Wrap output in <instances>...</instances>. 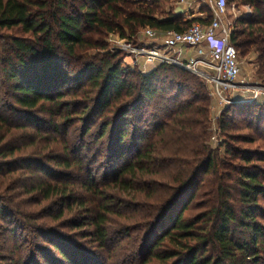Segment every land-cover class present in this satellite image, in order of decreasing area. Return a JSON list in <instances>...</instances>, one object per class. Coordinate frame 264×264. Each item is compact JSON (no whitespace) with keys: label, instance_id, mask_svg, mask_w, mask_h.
<instances>
[{"label":"trees","instance_id":"1","mask_svg":"<svg viewBox=\"0 0 264 264\" xmlns=\"http://www.w3.org/2000/svg\"><path fill=\"white\" fill-rule=\"evenodd\" d=\"M162 1L145 5L142 0H73L72 4L68 0H0V30L21 29L29 34L10 37V54L0 58V84L9 83L11 92V100L0 96L1 141L7 140L12 129H26V124L18 122L21 117L39 125L53 124L50 118H34L33 112L54 115L53 106L63 105L60 101L70 90L59 85L72 84L89 94L82 139L91 133L96 142L108 143L91 155L104 162L101 178H96L86 161L92 147L84 142L77 145L67 132L65 153L52 159L57 168L40 161L27 163L31 176L52 177L39 180L32 190L45 200L62 198L57 218L73 203L82 211L72 225L86 229L82 233L92 249L41 227L50 248L40 243V261L36 254L29 261L9 258V263L263 264L264 224L258 217L264 216V166L259 164L264 150L227 147V158L220 157L219 149L209 143L212 98L195 74L169 64L143 73L123 67L117 53L85 55L89 50L107 49L109 33L133 39L146 27L183 32L195 23L211 21L209 9L206 19H187L174 12L159 18L156 13ZM241 2L252 6L253 12L236 20L231 41L239 55L240 50L254 49L264 68V0ZM58 49L67 60L58 55ZM231 109L219 122L223 131L238 120L249 121L257 130L264 123V105L240 104ZM109 111L113 114L106 117ZM96 113L103 119L95 130L89 120ZM53 125L55 130L61 126ZM1 147L0 159L17 149ZM233 159L239 163L233 164ZM11 167L2 160L0 177L14 171ZM67 171L79 174L74 185L79 183L84 194L68 193L72 184L56 180ZM1 212L22 215L4 206ZM23 220L17 221L26 225ZM2 259L6 256L0 251Z\"/></svg>","mask_w":264,"mask_h":264},{"label":"rangeland","instance_id":"2","mask_svg":"<svg viewBox=\"0 0 264 264\" xmlns=\"http://www.w3.org/2000/svg\"><path fill=\"white\" fill-rule=\"evenodd\" d=\"M200 1V4L195 6L193 10H189V13L192 14L197 10H202L205 11L204 15L208 16V5L204 2V0ZM68 2L69 4L74 3L73 0H68ZM152 3L144 2L145 5H151ZM160 3V10L156 13L159 18L165 17L170 12L183 13L182 10L185 9V6L180 5L178 3V0H164ZM231 3H233L235 6V13L237 14V16L240 15L239 18L246 16L245 14L247 13L251 15L253 12V7L249 4L242 3L241 0H233L231 1ZM183 14L187 19L196 17L194 16L189 18L188 15H186L185 13ZM140 32L141 30L137 34L140 42L146 44H150L153 42L152 39L147 38ZM158 32L160 39L163 37V35L160 31ZM0 34V58L9 56L10 53L7 50L9 44L8 42L11 41V38L13 36L17 35L20 37H27L29 35L25 34L21 29H4L0 30ZM111 34L115 33H109L105 37L107 49L103 51L97 49L89 50L85 53V55L87 57H96V55L100 52H110L112 54L117 53L121 55L120 58L123 67H129L132 70H138L143 73L150 72V70L142 71L138 66L130 64L131 59L127 58L124 53L114 51L112 43L110 42ZM58 55L61 58H64L66 60L68 59L67 55L61 49L58 51ZM240 61L242 63V73L240 79L254 85L258 84L260 86H264V68L262 65L263 59H261L258 53H256L254 49L246 53H242L240 50ZM141 62L143 63L144 59H141ZM198 77L206 84L212 98L210 102L211 134L209 143L213 148L219 149L220 157L222 159L227 158V147H233L242 150H264V123L259 130H257L255 127H250L247 124L249 121L245 120L235 121L237 123L232 122L230 125H228L226 131H223L219 126L220 120H222L223 117H226L224 113L226 112V110H230L232 106L240 104H254L248 102L232 103V97L233 99H240L246 95L248 96L249 94L239 90H226L223 93V96L226 100L221 101L219 96L213 95L211 93V86L208 84V82L205 79H202L200 76ZM59 86L61 90H67L68 88L70 90L60 101L62 103L64 102L63 105L60 104L58 106H53V104L46 103V106L48 108H52L53 106V112L55 114L51 115L47 112H33L35 116L34 118H44L47 120L50 118L53 119V124H60L61 126L60 128H58V130H55L53 124L42 123L41 125H39L35 124L34 122L30 123L27 121V119L26 121H23V118L21 117L18 122L26 124V129H12L7 137V140L1 141V135L4 132V128H0V147L3 145L1 148H17L14 152V155L10 154L9 157L0 159V162H2L3 160V162L11 163V170L14 169V171L7 173L4 177H0V186L2 187L0 188V196L1 198H3L0 206H4L7 209L9 207L14 208L16 212L20 211V213H22V215L18 214L16 216H13L11 213H0V251L3 256H6V259L0 260V264H11L9 263V258H22L23 260L29 261V259L36 254L37 261H40V257L42 255V253L38 249L40 243L42 244L40 246H46L48 249L50 248L48 241L44 239L43 234H41L40 232L41 229L39 228L41 227H43L44 229H55L61 232V234L64 236L63 238H70L73 241L81 244L85 248L92 249V245L89 239L85 238L82 233V231L86 229H79L76 227L74 228V225H72L75 220L80 219V212L82 211L79 210L78 206L73 203L72 209L66 208L64 211V215L61 218H57L56 216L62 208V198L55 196L52 199L45 200L42 199L43 195L41 193L32 190L34 184L38 183L39 180H51L52 177L50 175L42 176L41 173H39V178L38 176H31L30 172H28L31 171L30 168L27 167V163L29 162V160H33V162L40 161L47 164L48 166L57 168L53 165L54 161H52V159L56 157V155L65 153L63 138L66 137L65 132H67V138L75 140V143L77 145H80L81 142H84L89 147H92V151H86V154L84 150L83 154L87 155L86 161L89 162V165L93 169V172H95L94 174L96 178L102 177L103 169L101 166L104 164V162L102 161V158L96 160L92 158L91 155L93 153H96L95 150L98 151V149L102 148L104 145L106 146L107 141H105V144H103V142H96L95 137H92L91 133L85 136L84 139H82V131L85 126V122H87H83L82 118H87L86 116H88V114L85 113L83 109L85 106V102H87L86 98H88L86 96H88L89 94L84 92V90H76V88H74L72 84H67V86L63 87L60 84ZM0 87H2V89L0 88L1 98H3L5 101L11 100V92L8 91V89L10 88V84H6L7 89L6 87L1 86V84ZM90 95L91 96L89 97L93 96V94ZM77 102H80L81 104H76ZM67 103L70 104V106L67 107L64 105ZM113 111H109L105 116H112ZM230 111L231 113H229V115L232 114L233 110L231 109ZM102 119L103 118H100L99 114L96 113L95 115H92L89 123L90 125L92 124V128L96 130L101 124ZM250 122V125L254 126L255 122ZM14 124H16V122H13V125ZM237 136H248L249 138L253 137L255 141H240L238 140L239 137ZM70 153L73 155L72 151H70ZM237 163H239V161L233 159V164ZM259 164L264 166V161ZM78 175L79 174L76 171H67L66 175H59L56 180H60L62 182L67 181L72 184V186H70L69 188L72 191H69L68 193L74 194L75 192H78L79 194H84V191L79 188V183H77V185H74L79 181ZM80 175L84 176L83 174ZM261 201L264 206V200ZM71 202L73 201L70 200V203ZM33 217H35V219ZM23 219L25 220L26 225H24V222L17 221ZM29 219L30 221H28ZM114 219L117 218L114 217ZM10 220H13V224L10 223ZM258 220H260L264 224V216L258 217ZM129 223L133 224L131 223V221ZM262 259L264 264L263 255Z\"/></svg>","mask_w":264,"mask_h":264},{"label":"built area","instance_id":"3","mask_svg":"<svg viewBox=\"0 0 264 264\" xmlns=\"http://www.w3.org/2000/svg\"><path fill=\"white\" fill-rule=\"evenodd\" d=\"M152 3L154 0H142ZM200 0H178L185 6L183 13L190 17L189 10L200 4ZM211 11L209 23L198 22L190 29L180 31L161 32L146 27L141 30L144 36L153 42L146 44L139 41L138 36L133 39L111 34L110 42L114 51L122 52L131 59L130 64L138 66L142 71L160 64L175 65L205 79L211 86V93L226 100L223 93L226 90L243 91L249 95L240 99H233L232 103H255L264 105V86L254 85L241 80L242 63L237 47L231 37L235 22L239 18L235 13V6L228 0H204ZM249 16L250 14H245ZM201 18H208L204 14ZM144 59V62H141ZM126 62V59H125Z\"/></svg>","mask_w":264,"mask_h":264},{"label":"crops","instance_id":"4","mask_svg":"<svg viewBox=\"0 0 264 264\" xmlns=\"http://www.w3.org/2000/svg\"><path fill=\"white\" fill-rule=\"evenodd\" d=\"M190 1L193 2V1H195V0H190ZM202 14H205V11L197 10L196 12L192 13L191 16H192V17H194V16H196V17H201ZM156 67H157V65L151 67L150 71L153 70V69L156 68Z\"/></svg>","mask_w":264,"mask_h":264}]
</instances>
